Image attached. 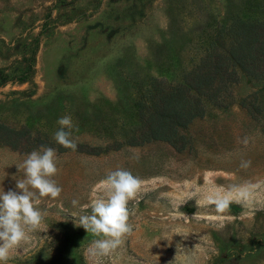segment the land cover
I'll use <instances>...</instances> for the list:
<instances>
[{"label": "rangeland", "instance_id": "obj_1", "mask_svg": "<svg viewBox=\"0 0 264 264\" xmlns=\"http://www.w3.org/2000/svg\"><path fill=\"white\" fill-rule=\"evenodd\" d=\"M263 2L0 0V123L56 150L53 179L62 188L55 199L41 198L42 224L6 264H264V83L237 73L222 103L233 105L194 119L183 150L164 141L123 144L139 125L138 86L151 92L159 82L179 84L202 56L206 35L233 17H255L249 5ZM253 99L256 112L236 106ZM65 115L75 151L56 148ZM34 147L0 145L5 192L16 191L23 176L16 165L41 148ZM241 161L251 164L241 168ZM118 168L144 181L128 204L133 231L94 256L89 248L99 237L78 219L91 213L83 206L102 193L99 181ZM245 184L251 196L231 203L236 212L196 203L208 189Z\"/></svg>", "mask_w": 264, "mask_h": 264}, {"label": "trees", "instance_id": "obj_2", "mask_svg": "<svg viewBox=\"0 0 264 264\" xmlns=\"http://www.w3.org/2000/svg\"><path fill=\"white\" fill-rule=\"evenodd\" d=\"M248 10L256 16L245 20L233 17L229 26L206 35L208 44L202 56L179 84L164 89L159 82L156 84L159 87L151 92L138 86L141 93L135 106L139 125L127 136L124 145L137 147L164 141L176 150H183L187 144L183 132L194 119L205 115L208 108L226 109L233 105L222 103L237 73L264 83V2L249 5ZM236 106L247 113L259 109L254 99L248 103L240 100ZM26 133L25 129L13 130L0 123V145L24 151L34 149L36 144L47 147L37 138L29 140ZM56 148L60 152L67 150L63 146ZM230 208L238 210L236 205Z\"/></svg>", "mask_w": 264, "mask_h": 264}, {"label": "clouds", "instance_id": "obj_3", "mask_svg": "<svg viewBox=\"0 0 264 264\" xmlns=\"http://www.w3.org/2000/svg\"><path fill=\"white\" fill-rule=\"evenodd\" d=\"M58 130L54 134L56 143L65 149L76 150L77 144L72 138L73 121L65 115L57 120ZM246 143V141H245ZM250 161H241V168H247ZM18 173L23 176L16 179V191L5 192L0 188V264H6L12 249L21 242L30 239V233L43 222L46 213L38 205L41 198L55 199L60 196L62 188L53 179L58 173L56 150L42 146L25 155L23 161L16 165ZM144 181L130 171L118 168L109 172L99 181L97 187L102 190L95 195L84 208L91 213L80 215L78 227L95 237L89 251L92 255H105L117 249L123 238L133 231L129 223V201L140 191ZM250 185H231L227 189L220 187L208 189L197 205L214 206L217 213H225L231 203L247 202L251 196ZM79 202L73 200V206ZM177 247H182L177 245Z\"/></svg>", "mask_w": 264, "mask_h": 264}]
</instances>
